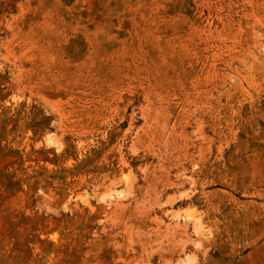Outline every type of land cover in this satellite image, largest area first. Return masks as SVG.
<instances>
[{"label": "rangeland", "instance_id": "obj_1", "mask_svg": "<svg viewBox=\"0 0 264 264\" xmlns=\"http://www.w3.org/2000/svg\"><path fill=\"white\" fill-rule=\"evenodd\" d=\"M0 264H264V0H0Z\"/></svg>", "mask_w": 264, "mask_h": 264}]
</instances>
